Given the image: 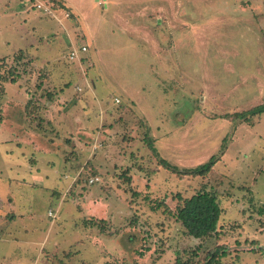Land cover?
Returning <instances> with one entry per match:
<instances>
[{
	"label": "rangeland",
	"instance_id": "rangeland-1",
	"mask_svg": "<svg viewBox=\"0 0 264 264\" xmlns=\"http://www.w3.org/2000/svg\"><path fill=\"white\" fill-rule=\"evenodd\" d=\"M40 1L0 0V264H264V0Z\"/></svg>",
	"mask_w": 264,
	"mask_h": 264
},
{
	"label": "trees",
	"instance_id": "trees-1",
	"mask_svg": "<svg viewBox=\"0 0 264 264\" xmlns=\"http://www.w3.org/2000/svg\"><path fill=\"white\" fill-rule=\"evenodd\" d=\"M70 57V56H69ZM14 80H11L13 83ZM264 113V103L249 109L246 112L237 113L238 118H247L248 116L254 117ZM148 145L152 152L158 157V153L152 144V141L148 139ZM161 165L166 168H170L169 164L164 159H159ZM216 159H211L208 163L195 167L193 169H184L177 171L172 168V171L184 175L191 176H206L213 168ZM176 220L179 221L184 228L186 234L195 239H203L211 237L217 229V223L221 215V209L216 194L212 191L202 190L190 198L184 199L182 203L177 207L174 214ZM213 254H208L205 264H210L214 258Z\"/></svg>",
	"mask_w": 264,
	"mask_h": 264
},
{
	"label": "built area",
	"instance_id": "built-area-1",
	"mask_svg": "<svg viewBox=\"0 0 264 264\" xmlns=\"http://www.w3.org/2000/svg\"><path fill=\"white\" fill-rule=\"evenodd\" d=\"M34 1L36 2V5H34V6L38 9V11L41 10V12L43 11L45 14H50V10L47 7H45L43 2H41L40 0H34ZM66 17H67V15H66ZM86 51H87L86 47L80 48V52L85 53ZM74 57H76V52L72 51L70 54V58L72 59ZM116 102H118V100H116ZM89 183H93V181L91 180ZM48 216L53 217V214L51 212H49Z\"/></svg>",
	"mask_w": 264,
	"mask_h": 264
},
{
	"label": "crops",
	"instance_id": "crops-1",
	"mask_svg": "<svg viewBox=\"0 0 264 264\" xmlns=\"http://www.w3.org/2000/svg\"><path fill=\"white\" fill-rule=\"evenodd\" d=\"M64 5L67 6V7L69 6L68 3H67V4L64 3ZM68 8H69V7H68ZM70 41H71V39H70ZM71 42H72V41H71ZM83 46H84V45H83ZM74 52H75V51H74ZM76 54H77V53H76ZM25 134H26V136L28 135L27 133H25ZM21 137H22V136H21ZM22 138H23L22 140H25L24 137H22ZM1 229H2V228H1Z\"/></svg>",
	"mask_w": 264,
	"mask_h": 264
}]
</instances>
